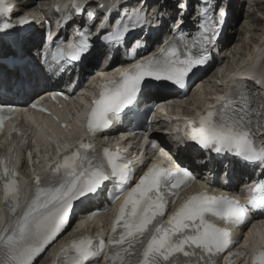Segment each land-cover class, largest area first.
<instances>
[{"label": "snow or ice", "instance_id": "1", "mask_svg": "<svg viewBox=\"0 0 264 264\" xmlns=\"http://www.w3.org/2000/svg\"><path fill=\"white\" fill-rule=\"evenodd\" d=\"M178 2L181 11L190 7L184 0ZM92 3L93 0H86L82 8L77 4L78 14L86 15L93 24L99 23L97 37L102 43L107 40V25L114 24L117 26L116 40L124 39L127 44V35L137 29L135 26L129 28L126 21L134 19L139 22L142 17H130L120 12L121 5L111 12L97 15L87 11ZM96 6L104 7L99 3ZM13 12L12 6L0 0V36L22 29L31 22L30 17L19 12L15 13L17 19L13 22ZM113 13H118L115 20L112 19ZM197 15L202 19L205 13L201 9ZM220 15L226 16V12L221 11ZM217 26L218 22H215L197 28L198 38H186L182 30H176L180 37L178 43L161 47L158 56L134 63L120 73L118 80L107 81L91 109L88 131L98 133L109 129L113 120L121 116L136 117L141 97L152 85L185 88L193 70L209 62L211 46L219 39ZM85 28L86 24L82 23L76 41L53 46L50 55L58 67L48 66L46 71L63 74L68 68L75 70L93 56L95 44L91 38V26H87L86 31ZM41 58L43 64H47V54L43 51ZM11 60L0 53V63ZM61 62H66L67 67ZM10 67L16 65L10 64ZM3 81L4 74L0 73V130L4 126L5 113L11 114L15 106L14 101L3 97L6 90ZM31 106L36 107L35 103ZM262 138L264 96L250 90L240 91L238 98L234 96L218 108L198 114L189 122L186 133L189 146L207 157L209 162L219 158L221 164L225 160L231 164L234 159L264 166ZM132 175V169L122 159L119 149H97L91 142H82L56 162L45 183L35 176L36 189L20 211L23 196L16 170L7 167L5 158H0V181L8 213L5 225L0 229V264H34L45 248L64 231L77 204L103 197L110 191V183L114 185L111 190L113 201L126 191L110 238L105 241L95 236L73 241L62 249L58 264H93V261L95 264H213L214 259L225 251H229L231 262L235 258L230 253L234 242L229 231L218 225L245 223L249 208L264 212V197L253 198L250 205L245 206L231 196L203 191L191 196L164 221L167 205L164 190L168 189L175 196L192 181V171L188 168L174 171L154 164L131 190H127ZM261 177L255 191L264 193V171ZM88 214L95 215V212ZM251 264H264V249L253 253Z\"/></svg>", "mask_w": 264, "mask_h": 264}, {"label": "bare ground", "instance_id": "2", "mask_svg": "<svg viewBox=\"0 0 264 264\" xmlns=\"http://www.w3.org/2000/svg\"><path fill=\"white\" fill-rule=\"evenodd\" d=\"M43 0H29L27 3H23L28 10L30 11H34V5L38 4V2H41ZM249 3L247 9L245 10L246 15H248L247 19H252L253 20V24H251L250 22H246L245 24H247V30L243 33V34H248L247 36H250V34H257V37L255 41H252L251 43L253 44L256 41H261V46L262 49L259 52V54L255 55L254 57L251 58V60L249 61V65L253 64V66H256L257 64H261V71H264V15L262 16L261 14H264V0H248L247 4ZM246 5V4H245ZM263 5V6H262ZM230 6V5H229ZM262 6V8H261ZM241 10H243V7L241 8ZM261 13V14H258ZM46 15L48 16L49 13H46ZM52 17L57 18L59 17V14L57 15H52ZM237 17H242V13H238ZM254 17L258 18L255 19ZM235 21L237 20L236 16H235ZM248 21V20H247ZM244 25V24H243ZM258 26V27H256ZM244 27V26H243ZM249 29V30H248ZM245 30V28H244ZM227 38V36H226ZM231 38L230 36H228V43L230 42ZM243 41H246V36L243 38ZM249 41V40H248ZM238 46V45H237ZM248 48V46H247ZM246 50V49H245ZM240 53V52H239ZM243 60V59H242ZM245 63V62H243ZM228 64V63H227ZM229 65V64H228ZM227 67V65H226ZM243 72H235L232 75L228 74V79H233L235 77V75H239L242 74ZM262 79V85L264 86V77L261 78ZM29 85V83H21L20 84V90L25 89V87ZM207 89L208 87H206L205 89H201L200 93L198 94V96H196L194 99V105L195 107L199 104H202L204 102L207 101ZM190 99V98H189ZM189 102V100H188ZM78 111V109H77ZM182 112V111H180ZM46 125H48L47 121H43ZM53 127V126H52ZM33 132V131H32ZM62 136V137H61ZM61 136H56L54 141H56V144H59V140L60 141H65L66 136L64 134H61ZM35 146L36 148L40 151V153H44L46 156L49 155V149L52 147L51 143L45 138V137H37V139L34 140ZM60 145V144H59ZM101 220L103 219V217L100 218ZM257 233L259 236H264V228L262 227V225H260L257 228ZM68 232H66L64 235H66ZM250 241L251 242H255V237L252 235V231H251V235H250Z\"/></svg>", "mask_w": 264, "mask_h": 264}, {"label": "rangeland", "instance_id": "3", "mask_svg": "<svg viewBox=\"0 0 264 264\" xmlns=\"http://www.w3.org/2000/svg\"><path fill=\"white\" fill-rule=\"evenodd\" d=\"M49 2L50 0H43L41 1L37 8H42L44 6H48L49 5ZM245 0H240V3L241 4H246L244 3ZM249 3L245 5V7L243 8V15L242 17L239 19L238 23H237V26H236V32H235V46L228 52L230 53L229 54V57L227 59V67L225 66L223 68V71H222V74H226L229 70H232L234 68V66L236 65L237 61L239 59H241L243 57V55L246 53V48L247 46L252 42V41H255L257 37V34H250V36H247L246 34H243L246 30H247V24H245L246 22H250L251 24H253V18L252 19H247L248 18V15H246L245 13V10L247 9ZM263 6V5H262ZM261 6V8H262ZM264 7V6H263ZM40 13V10L38 11V14ZM258 14H261V13H258ZM262 16L264 15L263 13L261 14ZM255 19H258L256 17H254ZM248 20V21H247ZM244 24V25H243ZM244 26V27H243ZM258 27V26H256ZM245 28V30H244ZM249 30V29H248ZM246 36V41H243V38ZM249 40V41H248ZM238 45V46H237ZM240 52V53H239ZM211 88V87H210ZM191 100H193V97L191 98Z\"/></svg>", "mask_w": 264, "mask_h": 264}]
</instances>
